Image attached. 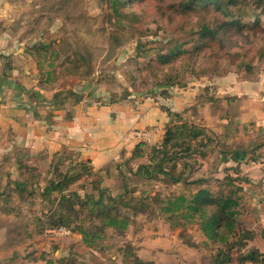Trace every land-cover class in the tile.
<instances>
[{
  "label": "rangeland",
  "instance_id": "obj_1",
  "mask_svg": "<svg viewBox=\"0 0 264 264\" xmlns=\"http://www.w3.org/2000/svg\"><path fill=\"white\" fill-rule=\"evenodd\" d=\"M120 2L0 0V25L4 28L0 36L12 41L6 49L11 52L0 61L1 67L7 65V78L13 73L26 86H33L24 98L31 104V115L37 110L45 116L47 139L55 132L62 144L61 128L72 120L71 106L78 103L68 91L79 94L80 102L94 106L123 104L134 110L157 102L166 117L158 142L152 139L153 125L126 129L125 142L132 149L122 150L98 171L92 169L90 160L81 158V146L75 150L61 146L51 160L45 154L40 173L25 165L21 177L32 178V185L21 196L14 190L9 201L0 199V264H215L217 246L203 236L196 222L178 217L138 215L124 233L99 231L94 228L99 226L95 213H91L95 221L88 227L89 206L77 205L74 216L69 208H62L60 212L67 219L64 225H56L59 218L54 211L59 192L46 197L42 190L50 181L58 182L60 174L70 169L74 174L82 173L86 164L90 173H82L63 193H76L81 199L87 195L97 198L102 189L117 197L127 188L126 200L144 197L145 204L157 209L160 200L189 196L200 187L226 193L239 186L242 210L238 227L253 233L244 250L264 252L261 7L254 0H219L207 7L203 0H139L137 4L127 2L125 8ZM206 8L221 20L237 23L221 35L223 48L212 46L197 52L199 43L194 41L193 50L185 53L191 43L180 27L195 29L194 24L201 23ZM43 44L49 46L47 50H55L54 58L43 57ZM175 45L180 47L169 59L167 50ZM75 52L82 55L81 63H73L77 59ZM160 55L163 62H171L170 66L161 69V65L152 63ZM89 68L90 73L80 75ZM165 77L174 84L163 83ZM183 123L204 128L205 134L198 139H203L201 144L193 143L190 155L172 162L173 174L181 173L182 179L174 184L162 175L143 179L135 174L139 165L149 160L152 164L158 162L150 147L161 145L169 126ZM35 131L40 133L41 127L36 126ZM10 137L0 140V148L9 147ZM180 141L181 138L177 142ZM138 145L143 159L132 157ZM180 148L173 147L171 151ZM42 150L34 143L30 164H36L39 155L41 160ZM165 164L167 168L171 165ZM14 177L19 178L16 174ZM3 209L8 213L1 212ZM121 212L129 214L131 210L121 208ZM78 224L89 230L88 244L74 230ZM60 227L64 231L54 233ZM232 253L235 258L236 249Z\"/></svg>",
  "mask_w": 264,
  "mask_h": 264
},
{
  "label": "trees",
  "instance_id": "obj_2",
  "mask_svg": "<svg viewBox=\"0 0 264 264\" xmlns=\"http://www.w3.org/2000/svg\"><path fill=\"white\" fill-rule=\"evenodd\" d=\"M217 1L219 0H203V4L207 7L210 6L211 3H214L215 5ZM254 1L261 7L264 13V0ZM127 2L137 4L139 0H121L120 6L125 8ZM188 4L189 2L186 3V5ZM203 11V14H201L202 21L199 24H194L195 29H193L192 26H188L187 28L180 27V29L187 34L189 42L191 43V46L185 48V53L191 52L189 51L190 48L193 50L194 46L192 43H194V41L199 43L198 47L195 49L197 52H201L203 49L210 48L212 46L223 48V37L220 38L221 35L229 28L230 25L237 23V21L234 20L225 21L217 18L215 13L209 8H206ZM209 40L211 42H209ZM183 46L186 45L184 44ZM48 47L49 46L46 44L41 45V49H45L43 57L52 59L55 57L56 52L55 50H47ZM178 47H180V45H175V48L167 50L169 59L171 57L174 58L176 52L178 51ZM75 55L77 56V59H75L73 63H81L83 60L82 55L77 54V52H75ZM162 57L163 55H160L156 60L152 61V63L156 62L158 65H161L159 66L161 69H163L165 65L170 66L171 64L170 61L169 63L163 62V59H161ZM47 73L49 75V72ZM88 73H90V68L89 70L87 69L86 71H81L80 75ZM1 77L5 79L8 77V74L3 71ZM163 83H167L169 86L174 84L167 77H165ZM68 95L75 96L76 102L81 100V96L79 94H75L73 91H68ZM204 131V128L189 125L187 123H183L178 126H169L165 132L161 145L157 147H154L155 145H153L150 147L153 159L157 158L158 162L152 164L151 160H149L148 164L139 165L134 173L143 179H153L158 175H162L163 177L168 178L171 183H178L182 179L181 173H178L177 175L173 174L175 165L172 164V162L181 156L190 155L194 151L193 143L197 141V143L201 144L203 142V139H198L205 134ZM179 138H181V141L177 142ZM172 140H174V143H172ZM178 146L181 147L179 151H171L173 147L175 148ZM143 156L141 145H138L132 157L143 159ZM165 163H171V165L167 168ZM51 165L56 166L57 164L52 163ZM19 168V178L14 181L13 190L17 191L21 196L27 189H29V186L32 185L31 183L33 179L30 178L29 180H23L21 175L24 173V166L19 164ZM31 170L37 171L35 169ZM81 170L84 174L90 173V168L87 164L83 165ZM72 173L73 169L61 173L58 182L55 183L50 181L48 186L42 190L46 197H48L53 191L59 192L54 211L55 213H58L59 218L55 223L56 225H64L65 219H67L65 214L60 212L62 208H69L74 216V211L77 205L82 207L85 205L89 206L88 210L90 213L86 219L89 221L87 226L90 227L93 223L92 221H95V216H97L96 219L98 220L99 226L94 228L99 231L109 229L118 233H124L132 223V218L138 215H167L168 218L178 217L186 222H196L203 236L217 246L216 254L213 257L215 264H264V252H260L254 248L244 250L247 247V242L253 239V233L250 230L240 229L238 227L237 221L242 210L240 196L237 194L238 190L241 191L239 186L235 187L234 191L230 190L226 193L224 190L212 191L204 187H200L189 196L181 195L175 198L169 197L164 201L160 200L158 202L159 206L157 209H152L150 205L144 203V197L137 199L136 201L126 200V196L129 194L126 191V186H124V192L119 194L117 197L108 195L105 190L102 189L99 190L97 198L87 195L85 196V199H81L76 193L65 194L63 192L67 187H69L70 183L79 179L83 175L80 172H76L75 174ZM230 183H233L232 180ZM155 200L157 201V199ZM120 207L128 208L131 212H129V214H123ZM91 213H95V216L92 217ZM75 218L77 217L75 216ZM74 220L76 221V219ZM81 222H83L82 218L80 220V223ZM74 230L82 235V241L84 243H89V230L87 228L83 229L82 225L78 224L75 226ZM93 237H97V235L93 234ZM234 249H236L235 258L232 253Z\"/></svg>",
  "mask_w": 264,
  "mask_h": 264
},
{
  "label": "crops",
  "instance_id": "obj_3",
  "mask_svg": "<svg viewBox=\"0 0 264 264\" xmlns=\"http://www.w3.org/2000/svg\"><path fill=\"white\" fill-rule=\"evenodd\" d=\"M3 29L1 26L0 32ZM10 39L0 36V48L7 45L0 49V61L11 52H6L8 45L12 44ZM7 68V65L1 67L0 62V140L11 136L10 139L5 138L9 147L0 148V199L5 198V202L9 201L10 196L13 198V183L18 179L14 176L20 174L19 164L24 167L31 165V169L36 168L40 173L41 167L45 166L44 155H49L50 160L55 158L61 146H67L71 150L81 146V158L90 160L92 169L98 171L114 160L122 150L132 149V145L125 142L126 129L153 125L155 132L152 139L154 142L160 139L166 117L159 109V103H147L133 110L123 104L94 106L86 101L72 104V120L60 131L62 144H59L56 137L58 133L53 132V136L47 139L44 133L45 116H41L42 113L34 109L31 115V104L24 98L33 86H26L13 73L9 78H2L3 71L10 75ZM36 126L41 127L40 133L35 131ZM34 143L38 144L39 150L43 149L41 153L44 157L40 160L37 152V163L30 164V148ZM47 148L49 153L46 152ZM1 212L8 213L4 209Z\"/></svg>",
  "mask_w": 264,
  "mask_h": 264
},
{
  "label": "built area",
  "instance_id": "obj_4",
  "mask_svg": "<svg viewBox=\"0 0 264 264\" xmlns=\"http://www.w3.org/2000/svg\"><path fill=\"white\" fill-rule=\"evenodd\" d=\"M63 231H64V229H63L62 227H60V228L58 229V231H57V232H54V233L58 234V233L63 232Z\"/></svg>",
  "mask_w": 264,
  "mask_h": 264
}]
</instances>
